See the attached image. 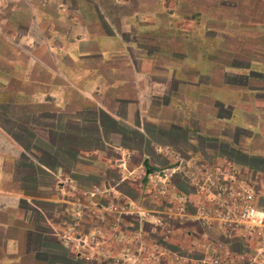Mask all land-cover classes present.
Wrapping results in <instances>:
<instances>
[{
    "label": "crops",
    "instance_id": "obj_1",
    "mask_svg": "<svg viewBox=\"0 0 264 264\" xmlns=\"http://www.w3.org/2000/svg\"><path fill=\"white\" fill-rule=\"evenodd\" d=\"M108 1L140 9L116 22L98 0H42L53 14H33L10 40L0 34L11 44L7 59L0 48V264H35L52 242L66 248L62 207L80 192L61 182L143 209L179 154L231 161L264 196V0H209L200 15L186 0L180 18L162 15L167 32L161 0L147 12ZM177 232L193 242L201 229L178 228L176 247ZM94 251L77 246L76 258Z\"/></svg>",
    "mask_w": 264,
    "mask_h": 264
},
{
    "label": "built area",
    "instance_id": "obj_2",
    "mask_svg": "<svg viewBox=\"0 0 264 264\" xmlns=\"http://www.w3.org/2000/svg\"><path fill=\"white\" fill-rule=\"evenodd\" d=\"M163 171L171 175L166 172L151 183L143 209L109 199L99 187L78 190L61 182L80 192L62 207V243L76 251L91 245L96 260L113 264H264V196L239 167L228 160L211 164L175 154ZM126 217L134 219L135 228L127 226ZM190 223L201 229L199 256L182 253L169 240L177 226ZM105 237L119 250L102 251Z\"/></svg>",
    "mask_w": 264,
    "mask_h": 264
},
{
    "label": "rangeland",
    "instance_id": "obj_3",
    "mask_svg": "<svg viewBox=\"0 0 264 264\" xmlns=\"http://www.w3.org/2000/svg\"><path fill=\"white\" fill-rule=\"evenodd\" d=\"M42 0H0V34L8 35V38L10 40V34L12 31H15L16 25H18V30L20 33L24 32L26 30V27L28 25L27 20L33 14L37 13L39 14H53L55 12V8L53 5H43L41 2ZM67 4L70 5V7H74L75 0H66ZM169 3H168V2ZM172 0H161V2H164V12L161 14V18L159 19V31L167 32V21L165 20V17L162 18V15H165V12L174 13L176 16V19L180 18L179 16L183 13H186L188 11V3L186 0L181 1V3L178 6H174L171 2ZM209 0H195L196 3V11L197 14L200 15L203 14L204 11V2H208ZM215 1V0H211ZM108 0H98V3L101 5V10L103 14L109 15L115 20L116 22L121 20L124 16H128L133 9H140L139 7H135L136 3H144L143 6H141V9L143 12L154 10V0H131L132 6H125V7H117L113 3H109ZM81 12L84 14L88 13L89 8L88 7H81ZM208 9H212V7L208 6ZM140 14V13H139ZM138 27V26H137ZM167 27V28H166ZM138 29L145 34H149L152 31H157V28L155 27H142ZM41 31H44V28H41ZM133 31V30H132ZM6 38V37H5ZM20 48H24L25 44L20 42L19 44ZM11 47V44L6 40L0 38V48H2L3 53L2 54L6 59L8 57H11V51L8 50ZM20 58H24L22 55H20ZM4 68H6V65H4ZM66 216L62 213L61 220H63ZM127 226L129 227V223H132V228L134 227V219L131 217H126L125 221ZM184 226H187V224H180L177 226L178 228H182ZM182 232V231H181ZM178 237V241L180 242L178 247L183 249L182 253L189 254L190 256H199V244L201 243L198 234L192 238L194 240L193 242L188 239H184L182 233H176ZM176 238V237H175ZM105 242H102L101 246L99 248L102 249L104 252H108L109 250L116 249L119 250L118 243L115 242L113 244L112 242L108 241L110 240L108 237H105ZM170 240V238H169ZM52 247L50 249H39L36 253V263L35 264H52L55 261L61 259H64L68 262V264H113L112 261L109 260H96V257H93L95 253L91 255V259H83V258H76V249L73 248L71 250L73 252V255H70L69 251H67V246L60 248L55 247L53 242L51 243ZM199 248V249H198ZM71 249V248H69ZM62 250V252H60ZM197 250V251H196ZM114 253V251H113ZM66 257V258H65ZM39 259V260H38Z\"/></svg>",
    "mask_w": 264,
    "mask_h": 264
}]
</instances>
